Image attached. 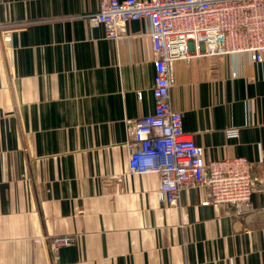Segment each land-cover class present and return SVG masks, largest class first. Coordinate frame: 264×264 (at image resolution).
<instances>
[{
    "label": "crops",
    "instance_id": "0c3cea01",
    "mask_svg": "<svg viewBox=\"0 0 264 264\" xmlns=\"http://www.w3.org/2000/svg\"><path fill=\"white\" fill-rule=\"evenodd\" d=\"M102 1L0 0V264H264V192L244 213L203 205L207 188L175 207L158 176L130 173L126 121L154 112V54L143 21L117 42L88 26ZM174 79L205 161L246 158L264 187V60L194 57Z\"/></svg>",
    "mask_w": 264,
    "mask_h": 264
},
{
    "label": "built area",
    "instance_id": "2783aa9c",
    "mask_svg": "<svg viewBox=\"0 0 264 264\" xmlns=\"http://www.w3.org/2000/svg\"><path fill=\"white\" fill-rule=\"evenodd\" d=\"M90 28H105L110 41L127 39V26H149L155 76L151 90L154 112L127 120L128 167L134 175L154 174L157 196L179 207L183 190L207 188L203 205H231L235 212L252 208V195L264 192L250 161L227 157L206 162L203 151L183 129L182 113L171 103L174 65L194 57L247 55L264 60V0H103L97 12L83 16ZM8 37L6 40H9ZM238 137L237 129L228 130ZM71 242L56 239L55 249Z\"/></svg>",
    "mask_w": 264,
    "mask_h": 264
}]
</instances>
